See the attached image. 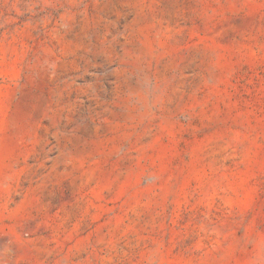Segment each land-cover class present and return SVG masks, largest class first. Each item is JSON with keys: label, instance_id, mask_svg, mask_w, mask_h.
<instances>
[{"label": "rangeland", "instance_id": "374dc122", "mask_svg": "<svg viewBox=\"0 0 264 264\" xmlns=\"http://www.w3.org/2000/svg\"><path fill=\"white\" fill-rule=\"evenodd\" d=\"M0 264H264V0H0Z\"/></svg>", "mask_w": 264, "mask_h": 264}]
</instances>
